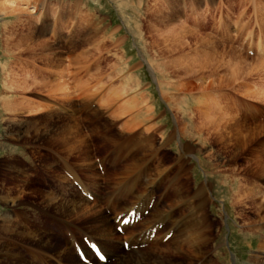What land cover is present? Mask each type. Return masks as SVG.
I'll return each instance as SVG.
<instances>
[{"label": "rangeland", "instance_id": "rangeland-1", "mask_svg": "<svg viewBox=\"0 0 264 264\" xmlns=\"http://www.w3.org/2000/svg\"><path fill=\"white\" fill-rule=\"evenodd\" d=\"M0 5L3 10L6 7L7 11L14 12L7 17L0 12V191L3 187L13 189L21 186L18 183L24 181L27 194L23 200L29 204L12 210L0 202V215L18 226L25 225L36 231L51 243L64 245L63 240L68 237L66 224L46 214L48 211L42 203V195L50 194L51 188L59 184V176H66L62 164L67 157L61 155V148L50 143L46 130L49 128L54 133L64 124L65 117L71 116L77 120L91 146L90 162L95 165L102 181L114 169L125 166L128 156L136 155V152L138 156H144V152L137 149L148 144L156 149L154 155L147 153V157L153 156L147 161L149 169L153 170L148 171L152 178L159 173L154 167L157 168L161 162L160 168L168 172L183 170L179 175H187L192 193L209 181L210 199L204 207V215L205 221L211 225L208 235L213 237V242L208 245V257L213 251L222 250L224 256L219 257V261L215 260V264H244L255 247L254 243L252 248L249 247L250 240L260 237L258 229L263 224L255 223V209L246 207L241 211L237 207L231 208L230 204L237 183L247 184V174L254 172L248 170V162L239 154L209 158L214 150L211 149L212 144L205 146L204 142L212 143V139L208 142L207 135H203L199 140V136L193 134L194 129L202 127L203 123L208 124V120L204 122L199 118L195 101L201 98L213 106L216 118L221 114L236 116L240 123L260 126L252 138L251 150L262 159L264 69L263 72H251L248 64L253 59L264 62V24L260 27L261 17L264 19V0H15L11 6L7 0H0ZM34 5L36 8L32 10ZM43 13L47 17L43 21H48L49 28L40 33L44 24L38 18ZM57 21L61 23L58 24L59 30L52 34L51 26ZM182 27L185 30H181ZM41 40L54 48V52H50L51 58L60 56V64H56L58 69L55 64L46 66L47 61L45 57L42 59L38 46ZM212 41L213 46L210 44ZM226 47L249 58L247 67L243 66L245 70L239 67L241 63L237 54L225 55L222 48ZM220 80L225 81L221 86ZM209 81L213 83V89L202 90ZM61 82L65 83L68 91L62 92L61 86V91L49 87ZM68 92L70 96H66ZM134 98L142 103L130 110ZM8 100L19 106L15 113L9 111ZM22 101L25 102L24 108L20 106ZM140 108L148 112L130 125L136 114L133 112ZM25 131L29 133L24 134ZM174 132L175 139L168 140V134ZM101 140H106L105 144ZM92 144L97 145L96 148ZM120 147L121 156L115 161L112 155ZM183 148L187 154L179 161V150L184 151ZM14 161L22 172L18 175L10 170ZM68 161L80 174L79 161ZM45 164L52 167L47 169ZM90 174L86 170L80 178L87 182ZM147 178L136 181L135 194L143 192ZM159 178L155 179L157 186L153 190L152 201L159 199V205H168L165 200L172 185L157 181ZM125 186L122 182V186L111 192L110 187L114 185L102 182L100 209L105 212V203L102 202L107 194L114 192L112 197L116 196L118 190ZM263 192L264 189L260 195ZM143 193L146 196V192ZM145 196L138 199L140 206H132L134 196H129L125 202L127 207H131L130 211L139 214L140 223L147 221L151 210V203L150 206L141 204ZM127 207L121 211V216L128 214ZM69 222L84 231L83 223L72 219ZM82 232L74 234L80 238ZM156 234L159 237L172 235H165L162 231ZM7 237L10 241L5 242L10 244L11 236ZM81 240L86 250L85 238ZM14 243L21 245L24 241ZM22 246L25 248L26 244ZM202 263L194 257L187 260V264Z\"/></svg>", "mask_w": 264, "mask_h": 264}, {"label": "bare ground", "instance_id": "bare-ground-1", "mask_svg": "<svg viewBox=\"0 0 264 264\" xmlns=\"http://www.w3.org/2000/svg\"><path fill=\"white\" fill-rule=\"evenodd\" d=\"M14 2L15 0H7L8 5L10 6L13 5ZM1 5H0V10L3 8ZM35 5L32 6V10L36 8ZM7 10L5 7V10L2 9L0 12L1 14H4L6 17L12 16L14 12L12 13V11L10 10L7 11ZM32 10L31 12L34 13ZM45 19H47V17L44 13L41 17L38 18L39 21L40 20L46 21ZM43 22L42 24L44 25H42V29L39 30L40 33L46 31L49 28L48 21L44 23ZM57 22L58 23L53 22V25L51 26L52 34L59 30L58 24L60 22L59 21ZM55 24H57V27L55 26ZM263 24H264V19L263 17H261L260 27ZM181 30H185V28L182 27ZM35 37H38V35L37 36L35 35ZM210 44L211 46H213L214 42L212 41ZM38 46H40L39 48L43 55L42 59L45 57L44 60L46 59L47 61L46 62L47 65L44 64V66L46 65L48 67L50 63L53 65L60 64L61 60L59 59L60 58L59 55L58 56L56 55L55 57L51 58L50 52L52 50L54 52V48L51 47L48 42H46L45 40H41ZM222 49L224 50L226 56L229 55L231 52L233 54H237V58L239 60L238 62H240L241 65L245 64L239 66L241 69H244L245 66L247 67L246 64L248 63V61H250L248 60L249 58L243 56L242 54H240V52L238 53L234 51L232 48H229V50L227 47ZM46 55L50 56V58H47ZM233 60H235V58ZM236 62L235 64H237ZM250 62L248 64L249 71L253 72L256 70L257 72L258 71L263 72L264 62L256 59H253ZM253 64L254 66H252ZM53 65H51V67ZM47 67L44 68L48 69ZM56 67L57 69L59 68L57 65ZM58 71L59 70H57V72ZM220 81H221L220 82V86H221L225 81L222 80ZM208 83H209L208 85L202 87V90L213 89L212 87L213 83L211 81H209ZM59 86H61L60 88H62L61 89L62 92L68 91L67 86L65 85V83L62 82L61 84L56 83L53 84V86H49V87L51 88L54 87V89H57L59 88ZM60 88L57 90L61 91ZM67 95H69V92L68 94H66V96ZM62 99L64 98L62 97ZM23 102L24 101H22V104H20V106L23 105ZM131 102H130L131 103L130 110H134L135 107H138L142 103L141 101H137L135 98ZM7 104L10 105V110H9L10 112H14L19 108L17 104L12 103L10 100L7 101ZM195 104L198 105L197 112H199L198 114L199 118L203 119L204 122L208 120V124L206 126L203 123L202 127L194 129L193 134L199 136V140L202 139L203 135H207L208 138H206V140L208 142H210L209 139H212V143L204 142L205 146H210L212 144L213 148L211 149L214 150L213 153L209 154V158L223 157L224 154L229 156L233 155V157H235L237 156V154H239L243 156L244 160L248 162L249 164L247 165V167H249L248 170L249 171L251 170L250 172H254L252 175L247 174L249 175L247 184H245L246 182H244V185L239 184L240 182L237 183L235 187L236 191L234 190L233 192L234 198L232 199V204H230V207L240 208L241 211L243 208L246 207L256 210L255 216L257 221L255 223L261 222L263 225L262 226L260 225L261 227L258 229V232H261L260 237H255V239L250 240L249 247L252 248L253 243L255 244V247L252 249L251 251L252 254L248 257L247 261L244 264H264V223H263L264 222V192L260 195L261 191H263L264 189V160H262L264 159V150L261 155L262 159L258 155H255L254 150L253 152L251 150L252 143L254 141L252 138L255 137V134L258 132V128L260 126L255 125L253 127H250L249 125L240 123L239 120L235 118L236 116L229 117L221 114L220 115L221 117L216 118L217 113L213 110L214 109L213 106H211L207 102H204L203 99L201 98L200 99L198 98L195 101ZM24 106L22 107L24 108ZM143 110H144L143 108H140L137 110V112L136 111L133 112V114L134 113L136 114L134 116L135 117L134 120L131 123L129 122L130 125L133 124L134 121L136 122V120L143 118V115L148 112L147 110L144 111ZM129 123L127 125H129ZM185 127L186 125H184V129ZM51 131L52 130L48 128V130H46L47 132L46 134L50 136L49 137L50 143H52L55 147L61 148L60 150L61 155L67 157L68 160L73 159L75 162L79 161L77 163V166L80 171V174L76 173L74 166H72L74 164H70L67 158H65L64 161L62 160L63 161L62 166L64 172L66 173L65 175L70 180H68L66 176L63 175L62 177L59 176L60 177V179H58L59 184L51 188L50 194L42 195V203L44 205V208L48 211L46 212V214L51 215L52 218H56L57 221L59 220L61 222H64V224H66L65 226L66 229L68 230L67 231L68 237L64 238L63 240L64 245H61L59 243H51L50 239L45 237H40L38 234H36V231L35 232L31 231L25 225L24 227L18 226L15 222H12L11 220L7 219L2 214L0 215V264H83L82 259H86L88 261L86 264H187V260L190 259L191 257L196 258L197 261L202 260L203 262L202 264H215V260L219 261L220 260L219 257L221 258L222 256H224V252L220 250V251H213L211 257L210 258L208 257V255L210 254V251H207L208 245L211 242H213L212 240L213 237H209L210 234L208 235L209 228L211 225H209V222L205 221V215H204L205 214L204 207L210 199L208 194L209 181L205 182V184L200 185L192 193L188 184L189 183L188 178H186L187 175L185 173L182 175L183 177L179 175V173L181 174L183 173L182 167H179V169L182 170L179 173H174L173 171L168 172L167 170L160 168L161 162L158 163L157 168L154 167V170H157V172L159 173L158 174L153 173L157 175L155 178H152L150 173L148 174V171L151 172L153 170L149 169L150 165H148L147 163L148 158H150L152 155L150 157L149 156L147 157V153H152L154 155V153L156 154V149L152 147V144H148L146 146L142 145V147L139 149L138 146L141 145V143L137 146L138 147L137 150H140V152H144V154L142 153L144 156L142 155L138 156L137 155L138 152L135 151L136 155L132 154L128 156L127 159L128 162L125 166L118 168V170L115 169L113 171L111 170L112 172L109 175H106L105 180L102 181L99 177L95 165H92V163L90 162L89 148L91 146L88 145L85 137L83 136L78 126L76 119L71 118V116L65 117L64 124L60 126L57 130H55L54 133H52ZM28 133L29 131L24 132V134H28ZM168 135L169 136L167 137H169L168 140L170 141H173L176 137L175 132L173 134L171 133ZM182 136H184V131L183 133H181L180 137L182 138ZM103 140H101V143L104 142ZM105 142L103 144H105ZM136 144L138 143L136 142ZM185 145L186 144H184V146ZM93 146L96 148L97 145L94 144ZM121 149H122L121 147L120 149L118 148L115 154L112 155V158H114L113 160L116 161L121 156V152H120ZM183 149L184 151L178 149L181 154L179 161H182L183 156H186L187 154L185 153V148ZM186 149L190 150L189 148ZM52 150L53 149H51L50 151ZM92 166H94V168ZM215 166H219V165H215ZM48 167L50 166L49 165L45 166V168L47 169ZM10 170L11 171L13 170L17 175L18 173L21 172L20 168L17 166V163H15V161L13 168H10ZM86 170L91 172V174L89 175L90 177L87 176L88 177L87 182H85L80 178L81 173L84 174ZM169 176L171 178L166 180V178H169ZM16 177L18 178V176L15 175V178ZM142 177L147 178V180L145 179L146 182L144 183L145 187H143V192H146V196L143 192L140 193L139 191L137 195L135 194L134 191L135 186L138 184L136 183V181H139ZM158 177L160 178L157 181L161 182V180H163L164 182L172 185L170 190H168L169 191L168 195L166 194L167 199L165 200V202H167L168 205L165 203H163L162 206L159 205L160 203L159 199L152 201V193L154 188L157 186V183H155L156 182L155 179ZM128 178L130 181L128 180ZM108 181L110 183H108ZM23 182L18 183L21 184V186H17L16 188L13 189H4L3 187V190L0 191V195H1L0 202L6 205L7 207H10L12 210L23 206H29V204H27L23 200L24 195L27 194L26 187L24 184L25 182L24 183ZM102 182L105 183L107 182V184L114 185V187H110L112 188L111 192L112 190L115 189V187H119L120 185L122 186V182L123 185L124 184L126 185L122 189L120 188V190H118L116 197H114L115 199L114 198L110 199V197H112V194L114 192L112 194H107L104 197L105 201L102 203H105L104 205L105 207L107 205V207L110 208V211L112 212L111 214H107L104 212L103 209H102L103 211L100 209L101 208L100 190H101ZM251 184L252 186H249ZM255 184H258L259 186H254ZM143 195L147 198L148 202L145 198L144 202L141 204L143 206L144 205L147 206L146 204L149 205L151 203V206L149 205L151 210L150 212H148L147 221L142 220L141 223L140 221L135 222V219L137 220V216L134 215L135 217L133 224L130 225L128 224L125 227L121 226L122 232L123 233L125 232L124 237H118L115 229L119 227L121 223V219L124 218V217H120L121 216L120 214L121 211H123V209L128 205L125 204L126 199L128 200L129 196L130 197L134 196L133 199L134 202L132 201L133 202L132 206L134 204L139 205L140 203L138 202V199L143 197ZM88 196L92 198L91 201L87 198ZM123 204H125V206L121 208ZM130 208H131L130 206L127 207L129 212H130ZM131 213L132 212H130L129 215H132ZM71 219L74 220L75 222L83 223L84 231L82 232L81 229L82 227L81 228L77 227V225H74L73 223L69 222V220ZM140 226L141 229L139 228ZM139 229L140 231L138 232ZM72 230L74 232L81 231L82 237L80 238L76 237V235ZM158 231H162L165 233V235L167 234L168 236L170 233L172 235H170L171 237H163V235L159 237V235L157 236L156 234L158 233ZM151 234H153L155 237H150ZM252 234L254 233H251V235ZM8 235L11 236L12 242L11 243L9 242L10 244H6L5 242V240L10 239L9 237H7ZM82 238H85V241L88 243V248L90 245H95L100 251H102V253L107 258L105 263H100L99 261H97V259H95V257L88 250V248L87 250H84V245L81 244ZM21 241L22 242L24 241V243H20ZM14 242L20 243L21 245L19 244L15 245ZM22 244H26V247L24 248ZM125 245H128L127 251H124L123 246ZM120 246L123 247V249L119 248Z\"/></svg>", "mask_w": 264, "mask_h": 264}]
</instances>
